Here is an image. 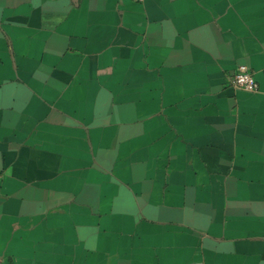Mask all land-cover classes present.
Listing matches in <instances>:
<instances>
[{
    "label": "crops",
    "instance_id": "0c3cea01",
    "mask_svg": "<svg viewBox=\"0 0 264 264\" xmlns=\"http://www.w3.org/2000/svg\"><path fill=\"white\" fill-rule=\"evenodd\" d=\"M0 264H264V0H0Z\"/></svg>",
    "mask_w": 264,
    "mask_h": 264
},
{
    "label": "built area",
    "instance_id": "2783aa9c",
    "mask_svg": "<svg viewBox=\"0 0 264 264\" xmlns=\"http://www.w3.org/2000/svg\"><path fill=\"white\" fill-rule=\"evenodd\" d=\"M229 84L236 88H242L249 91L258 90V83L254 78L253 72L245 64L237 65L233 73L229 75Z\"/></svg>",
    "mask_w": 264,
    "mask_h": 264
}]
</instances>
